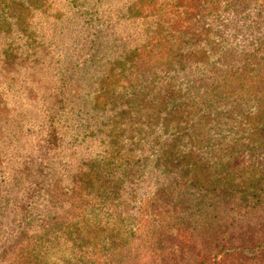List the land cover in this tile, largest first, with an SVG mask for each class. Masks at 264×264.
<instances>
[{
  "label": "rangeland",
  "instance_id": "rangeland-1",
  "mask_svg": "<svg viewBox=\"0 0 264 264\" xmlns=\"http://www.w3.org/2000/svg\"><path fill=\"white\" fill-rule=\"evenodd\" d=\"M6 1L0 188L27 207L23 232L0 228V264H141L184 223L170 199L222 171L255 192L264 0Z\"/></svg>",
  "mask_w": 264,
  "mask_h": 264
},
{
  "label": "trees",
  "instance_id": "trees-1",
  "mask_svg": "<svg viewBox=\"0 0 264 264\" xmlns=\"http://www.w3.org/2000/svg\"><path fill=\"white\" fill-rule=\"evenodd\" d=\"M30 1L25 0L24 3L29 4ZM39 2L41 0H33L30 6ZM2 3L3 0H0V7L4 8ZM58 140L57 130L53 127L43 140L46 151L50 146L54 147L53 144H57ZM248 145L250 149L244 152L247 156L251 154V150L254 153L251 157H258L257 151L264 154L260 152L264 149V134L256 144ZM14 153L16 164L20 152L15 148ZM236 154L235 152L229 156L230 160L236 161L228 163V169L234 171L241 170ZM3 158L0 153V159L4 160ZM248 168L253 171L256 182L253 194L234 184V180L229 179V174L222 171L220 178L205 182L207 187L193 184L198 189L197 194L196 190L190 192L194 200L176 204L170 199L167 205L174 204L173 208L179 206L184 215V223L174 221L173 224H168V228L161 229L165 234L159 237L154 234L155 244L150 245L151 256L148 258L146 255L147 260L141 264H264V159L262 162L253 161ZM14 178L15 174L9 173V185L10 182L12 185ZM12 189L3 191L0 188V228L7 226L6 231L10 232L11 225L14 226L12 231L23 232L24 218H20L17 224L11 220L19 216L27 206L17 201L18 197L11 199ZM20 189L22 190L21 187ZM24 194L23 191V196ZM169 194L170 198L175 197L174 192ZM5 221L8 224L4 226ZM11 259L15 260L13 257ZM15 261L18 264V259Z\"/></svg>",
  "mask_w": 264,
  "mask_h": 264
}]
</instances>
